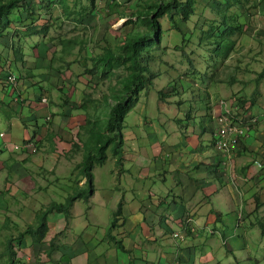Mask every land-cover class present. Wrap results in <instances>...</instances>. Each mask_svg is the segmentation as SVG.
Instances as JSON below:
<instances>
[{
  "label": "crops",
  "instance_id": "obj_1",
  "mask_svg": "<svg viewBox=\"0 0 264 264\" xmlns=\"http://www.w3.org/2000/svg\"><path fill=\"white\" fill-rule=\"evenodd\" d=\"M238 19L237 16V22L243 25L242 31L245 30L243 17L241 21ZM261 20L264 26V12ZM242 31L232 38L238 36L235 40L241 42ZM8 63L11 65L12 62ZM263 67L264 49L261 48L260 71ZM236 68L227 74L225 81L235 76ZM21 80L18 78L17 85H12L15 94L11 97L8 85L0 79V106L6 108V111L1 109L0 112V229L9 236L10 227L6 222L11 219L5 213L11 206L18 205L21 196L25 199L24 189L16 187L18 181L24 184L28 178L30 182H35L30 168L31 159L34 158L33 163L38 165L44 161L39 158H44V153L49 154L46 164L54 166V157L51 158L53 155L50 154L55 150L52 148L55 143L51 140L56 135L51 131L54 125L47 129L43 126L45 113L40 115L43 107L33 102V98L29 97L32 93L29 95L26 90L29 85L24 87ZM217 82L222 85L223 78ZM214 83L213 80L200 92L198 129L194 126L192 115L183 110L181 118L174 113L165 121L168 129H163L161 135L158 131H147L144 136L133 135L131 139L132 135L129 134L128 140H133L130 144L122 135L124 142L118 165L119 176L112 177L106 188L100 185V178L93 176V194L87 201L90 207L83 219L85 226L71 227L68 223H58L57 219L52 227L48 226L41 245L33 244L30 237L17 238L14 241L16 248L15 243L11 242L15 264H209L219 254L217 242L201 236L207 235V230H212L211 234H214L218 227H226L223 219L226 212L234 216L237 231L247 227L250 236L253 231L258 234L257 226L264 222V78L256 85L255 104H246V112L258 117L259 122L240 142L230 160L214 149L212 141L220 112L219 101L224 99L220 95L230 97L235 91H240L237 95L244 98L246 92L241 90V85L232 92L222 88L218 91ZM34 94L38 95L37 92ZM5 97L8 99L3 100ZM161 105L165 104L161 102ZM175 122L179 128L173 125ZM138 125L148 128L151 121L139 118ZM29 127L33 129L30 137L27 135ZM29 138L37 143V154L11 148ZM44 145H48V149ZM72 145L70 147L69 144L65 152L70 156L75 154ZM81 148L84 146L79 145L76 149L82 151ZM25 156L30 159H25ZM125 161L129 163L126 169ZM59 178L55 177L54 180ZM84 181L79 179L78 184L83 185ZM119 201L122 202L121 215L108 235V217L111 218ZM214 201L219 203V210L214 208ZM79 202H83V199L73 203V211ZM105 207L110 208V212L108 216L105 213L104 220H101L97 212ZM227 226L231 227L230 223ZM63 227L67 229L63 230L62 249H54L57 245L53 240L46 244L48 233L57 234L62 232ZM173 233H180L183 238H173ZM111 237L123 245L124 252L119 251ZM11 239L14 240L10 236ZM201 239L204 241L200 244ZM243 249L233 256V262L260 261V249L255 247L247 252ZM196 251H199L198 258Z\"/></svg>",
  "mask_w": 264,
  "mask_h": 264
},
{
  "label": "rangeland",
  "instance_id": "obj_2",
  "mask_svg": "<svg viewBox=\"0 0 264 264\" xmlns=\"http://www.w3.org/2000/svg\"><path fill=\"white\" fill-rule=\"evenodd\" d=\"M34 1L36 2L37 0ZM65 1L72 2V0ZM73 1H79L81 4L88 2L87 0ZM140 2L148 3L149 0H140ZM241 2L240 7H234L230 10L216 3L213 5V12H210L209 9L203 10L198 7L196 15L189 19L186 26L181 27L184 34L177 32L166 17L160 19L162 34L158 43L159 48L151 52L148 64L149 74L153 76L150 78L152 86L141 94L136 106L124 119L122 135L126 140H128L129 134L132 135L131 139H133V135L144 136L147 131H150V133L158 131L161 135L163 129H168L165 121H168V118L174 113H178L177 117L181 118L183 110L188 112L190 116L192 115L194 126L198 129L199 106L201 105L200 92L202 88H207L213 80L215 81L214 87L218 91L225 89L232 92L241 85V90L246 92V96L243 99L248 102L249 98H253L252 93L255 91L256 85L255 78L260 72V49H264V26L261 20L264 12V0H241ZM33 3V0H25L20 3L14 15V21H18L22 27L32 24L37 29L44 22H46L47 26H49V23L52 25L45 32L46 34L23 38V40H19L21 37L18 38V36L14 39L12 38L15 26H11V31L7 33L8 37L0 39V79L8 82V78L5 77L13 72L19 79H22L24 87L27 84L29 85L26 90L27 94L30 95L32 93L29 97L33 98V102L43 107L40 112V115L45 113L43 126H46L47 129L48 126L51 128L54 125L51 131L56 134L51 139L55 143L52 147L55 150L50 153L53 155L51 158L54 157L52 161L54 166L46 164L49 154L44 153L45 157L39 158L44 161L38 165L33 163L34 158H32L30 168L33 170L32 179L36 183L30 182L28 178L25 179L24 184L18 181L16 187L24 189L26 196L25 199L21 196V201L18 202V205L11 206L8 212L5 213V215H9L12 221L6 223L7 227H10L8 232H10V236L14 240H10V236L6 231L0 229V264L14 262V257L11 255V242L17 239L18 233L24 230L26 225L33 224L35 219V227L42 220H45L47 226L52 227L57 219H59L58 223H68L71 224V227L85 226L83 219L88 207H90L87 201L91 198L93 191L87 201L79 202L80 204H77L74 211L70 209L68 218H64L63 214L43 216L41 212H38L41 208L45 210L49 203H64L68 196L75 197L78 192L87 189V185L78 184V180L83 179V177L79 175L77 163L81 161L83 152L87 153L86 149L90 148V146L86 149L81 148L82 151H77L76 149L79 145H83L87 136L86 129L82 127L85 114L78 107V104L85 94H89L93 100L98 102V112L95 108H90L87 118L90 123L95 120L96 123L101 122V124H104L107 119L105 111L107 108L103 106L102 97L106 96L109 98L118 86L117 81L126 74L123 68H115L106 76L98 73L88 75L85 69H90L92 63L87 62L83 65V58L102 53L104 47L116 48L123 42L122 39L125 32L128 33V31H133L134 29L142 31L144 29L141 24L136 25V28L133 25L124 24L126 20L131 18L129 5L133 3L132 1L127 4L128 2L126 3L125 0H97L98 16L96 19L94 20L93 17L84 15L79 23L73 22L71 15L68 16L69 18L64 17L57 5L47 10L41 4V7L36 8L33 13L25 11L30 10ZM203 4H206V0H198V5ZM220 10L222 12L218 14ZM231 13L239 17L238 21H241L243 17L246 29L241 33V35L244 34L240 38L241 42L235 40L238 36L232 38L236 41V46L231 52V56L230 53L226 56L224 50H226L225 46L229 39L223 32L224 27L229 22L228 16ZM200 15L202 18H200ZM175 20L178 22L177 17ZM193 27L195 28L192 29ZM59 39H74L77 44L69 53H67V50L62 52L61 46L58 45ZM219 39H222L220 43ZM16 40L18 41L14 43L21 47L20 51L23 54L24 52L26 53L24 59L19 63L14 61L13 55L10 54L12 50L11 42L13 43ZM32 41H38V46L35 48L31 47L32 45L29 42ZM4 47H7V49ZM221 51H223L222 56H226V58L222 59ZM141 58L143 61L144 56L142 55ZM8 62H12L11 65ZM235 66H237V73L225 81L227 74ZM219 78H223L222 85L217 82ZM7 89L9 90V96L15 94L12 85H8ZM161 91L164 93V97L158 94ZM35 92L38 95L34 94ZM238 93L240 91H235L233 94ZM220 96L224 99L229 97L227 95ZM43 98L45 99L44 102H42ZM254 98L256 100V97ZM4 99L8 98L5 97ZM161 102L165 105L162 106ZM181 105L183 107H180ZM0 107V112L1 109L6 111L4 106L1 105ZM96 113L98 119L94 118ZM0 115L2 114L0 113ZM139 118L151 121L150 127L139 126ZM183 123L186 126H190L185 121ZM173 125L179 128L178 123L175 122ZM32 130V127L27 130L29 137ZM28 140L30 138L25 141ZM128 141V144H130L133 140ZM31 143L36 147L35 143L32 141ZM69 144L70 147L72 144L77 146L73 148L72 145V151L75 154L71 156L65 153ZM124 148L128 147L124 146ZM36 150L29 149L31 154H37ZM106 155L107 160L103 165H94V175H92L100 178V185L104 188L108 187L112 177L119 176V166L115 163L109 149L106 151ZM25 159L30 158L25 156ZM128 166L129 163L125 161L124 168L126 169ZM27 169L29 170V168ZM55 177L60 178L54 180ZM62 177H67V179H62ZM213 206L219 210L217 201H214ZM38 207L39 209L37 210ZM14 210H16L15 213ZM35 212L38 213L36 214ZM109 212L110 208L107 209L105 207L99 209L97 213L100 219L104 220L105 213L108 216ZM78 214L81 215L78 216ZM36 215H38V218H35ZM108 219L112 220L109 217ZM223 219L226 227H218L219 230L214 234H211L212 230H207V235L201 236L202 238H213L217 242L216 246L219 254L209 264H236V262H233V256L241 253L239 249H243L245 245L244 252L255 249V247L260 249V261L255 263L243 260L238 264H264V237L260 234V226H257L259 233L257 234V232L253 231L252 236H250L247 227H241L237 231L234 225V216L226 212ZM13 222H15V225H13ZM227 223H230L231 227H228ZM65 229L67 227H63L62 232L57 234L49 232L46 244L53 240L54 245H57L53 248L61 250L62 246L60 245L63 243V230ZM29 237V235L26 236V238ZM29 240L31 241L32 239L29 238ZM199 241L201 244L204 240L201 239ZM14 243V248H16L17 244L16 242ZM119 245L122 244L120 243ZM46 247H44V250ZM118 249L121 252L125 251L120 246ZM44 254L47 256L49 251ZM196 255L198 258L199 251H196ZM52 256L53 253L51 252L50 257ZM197 264L202 263L197 262Z\"/></svg>",
  "mask_w": 264,
  "mask_h": 264
},
{
  "label": "trees",
  "instance_id": "obj_3",
  "mask_svg": "<svg viewBox=\"0 0 264 264\" xmlns=\"http://www.w3.org/2000/svg\"><path fill=\"white\" fill-rule=\"evenodd\" d=\"M25 0H0V39L3 37H8V34L11 30V26H15L13 29V39L18 36L21 37L19 40H23V38L33 37L41 34H46L45 32L52 25L49 23L47 26L46 22H44L40 28H36L32 24L24 25L23 27L18 23V21H14V15L20 3H23ZM84 4H81L79 1L66 2L65 0H37L36 2L33 0V5L30 7L31 13L36 11V8L41 7V4L47 10H50L52 6L57 5L58 8L61 9L64 17L69 18L71 15V20L75 23H79L80 19L84 17V15H88L93 17L94 20L98 16V7L96 5L97 0H87ZM127 4L131 1L133 2L129 5L131 10L130 17L125 21L124 24L133 25L136 28V25L141 24L144 26L142 31H138V29H134L133 31L125 32L124 38L122 39L120 45L116 48L112 47H104L103 52L94 56H87L83 58V65L87 62L92 63V67L90 69H85L88 75H92L93 73H98L100 75L106 76L115 68H123L125 70V75L117 81L118 86L116 87L113 94L108 97H102L107 113L106 120L104 124L101 122L96 123V121H92L87 118L89 114L90 108H95L98 112V102L93 100L89 94H85L81 102L78 104V107L84 112L85 119L83 129H86V141L83 142V146L86 149L90 146L89 149H86L87 153L82 154V159L77 165L79 169V175L83 177L84 184L87 185V189L84 191H80L77 193L75 197L68 196L64 203H49L45 210L42 208L38 211L41 212L42 215L48 214H63L64 218L69 217V211L76 200H85L87 201L92 194L93 191V176L92 170L94 165H103L107 160L106 151L109 149L110 153L115 160L117 165L120 164L122 154H123V137H122V129L123 122L126 115L136 106L139 101L141 94L147 91L152 86V81L150 78L153 76L149 74V57L151 58V52L157 50L158 43L161 40V23L160 19L166 17L168 21L172 23L174 29L180 34H184L182 30V26H186V23L192 16L196 15L198 7L203 10L209 9L210 12H213V5L218 4L219 6H223V8L230 10L234 7H240L242 2L241 0H206V4L198 5V0H149L148 3L140 2V0H125ZM125 4V3H124ZM89 6V7H88ZM222 10L218 12L221 14ZM177 17L178 22L175 20ZM200 18L201 15H200ZM229 22L224 27V32L229 39L228 43L225 46L226 56L231 53L235 46V41L231 40L232 36L241 32L243 25L237 22V16L235 14H230L228 16ZM212 23V21H210ZM57 26V23H56ZM193 27L192 29H194ZM183 37V35H182ZM11 42L12 46V55L14 61L18 62V60H23L25 56L20 51L21 47ZM222 39H219V43ZM7 42V41H5ZM35 48L38 46V41L29 42ZM76 41L74 39H59L58 45L61 46L62 52L67 50H73L75 47ZM29 46V45H28ZM221 47V45H219ZM219 47V48H220ZM7 49V47H4ZM222 50V49H221ZM222 59L226 58V56H222L223 51L220 52ZM142 55L144 56V60L142 61ZM7 72V71H6ZM11 75L15 77L17 76L11 72ZM8 75L5 77L7 78ZM264 78V67L257 74L255 78L256 85L260 81V79ZM7 85H12L9 82H6ZM256 85L255 91L252 93L253 98H249V101H245L243 98L240 99V104L242 106L249 103V106H253L256 102ZM158 94L163 95L164 93L158 92ZM96 104V105H95ZM95 119H98L97 113L94 115ZM89 124V125H88ZM88 125V127H87ZM87 127V128H86ZM81 129V127H80ZM79 129V130H80ZM32 138H34L32 136ZM29 141L35 142L33 139ZM26 142V141H24ZM37 145V143H36ZM75 148V146H73ZM121 205L122 202L119 201L115 210L111 213V218L109 226H108V235L109 231L116 225V221L118 217L121 215ZM37 212V213H38ZM36 213V214H37ZM35 218H38L36 215ZM36 221V219H35ZM34 221V223H35ZM26 225L23 232L19 233L17 238L18 240H22L25 236H30L32 239V243L35 245H41L43 243L44 238L48 232V226L45 220H42L41 223L35 227V224ZM260 234L264 237V222L260 223ZM112 238V237H111ZM112 240L118 245H121L119 241L112 238ZM122 248V247H121ZM124 250V248H122ZM12 257L15 258V254H11ZM9 264H15V262L11 261Z\"/></svg>",
  "mask_w": 264,
  "mask_h": 264
},
{
  "label": "built area",
  "instance_id": "obj_4",
  "mask_svg": "<svg viewBox=\"0 0 264 264\" xmlns=\"http://www.w3.org/2000/svg\"><path fill=\"white\" fill-rule=\"evenodd\" d=\"M8 82L12 85L16 84V79L9 74ZM239 97L232 96L229 99H221L219 101L220 112L216 118V128L213 133V147L225 159L230 160L236 152L240 142L248 137L251 129L258 123L259 118L252 114H245L240 109L238 103ZM45 99H42L44 102ZM235 113L240 116L234 121ZM264 117V116H263ZM35 149L31 142H25L21 145H14L13 150ZM191 231H193L191 229ZM173 238H183L180 233H173Z\"/></svg>",
  "mask_w": 264,
  "mask_h": 264
},
{
  "label": "clouds",
  "instance_id": "obj_5",
  "mask_svg": "<svg viewBox=\"0 0 264 264\" xmlns=\"http://www.w3.org/2000/svg\"><path fill=\"white\" fill-rule=\"evenodd\" d=\"M16 81H17V79H16ZM232 96H238V97H239V100H238V103H239V106H240L239 108H240V109H243L244 113L247 114L248 112H246V105L242 106V105L240 104V99H242V98H241L239 95H237V94H233V95H231L230 97H232ZM230 97L225 98V99H229ZM220 100H221V99H220ZM249 114H251V113H249ZM238 116H240L239 113H235V114H234V117H233L234 121L236 120V118H237ZM263 116H264V115H263ZM263 118H264V117H263ZM258 122H259V121H258ZM257 124H258V123H257ZM257 124H256V125H257ZM212 141H213V137H212ZM26 142H31V141L28 140V141H26ZM32 142H33V141H32ZM23 143H25V142L23 141L21 144H23ZM33 143H35V142H33ZM21 144H20V145H21ZM13 146H14V145H13ZM13 146L11 147L12 149H13ZM35 146H36L35 149H37V145H36V143H35ZM27 150H29V149H27ZM14 151H20V150H14Z\"/></svg>",
  "mask_w": 264,
  "mask_h": 264
},
{
  "label": "bare ground",
  "instance_id": "obj_6",
  "mask_svg": "<svg viewBox=\"0 0 264 264\" xmlns=\"http://www.w3.org/2000/svg\"><path fill=\"white\" fill-rule=\"evenodd\" d=\"M17 78V77H16ZM258 164V163H257Z\"/></svg>",
  "mask_w": 264,
  "mask_h": 264
}]
</instances>
